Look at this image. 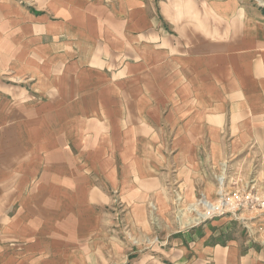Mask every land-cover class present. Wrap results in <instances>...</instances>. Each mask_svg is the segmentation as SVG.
<instances>
[{
    "label": "crops",
    "instance_id": "crops-1",
    "mask_svg": "<svg viewBox=\"0 0 264 264\" xmlns=\"http://www.w3.org/2000/svg\"><path fill=\"white\" fill-rule=\"evenodd\" d=\"M142 2L143 16L116 27L115 44L62 28L70 42L48 38L39 50L50 76L26 98L5 90L8 101H35L21 106L30 117L0 129V264H100L124 254L133 257L120 264H162L146 257L160 254L155 244L126 252L112 216L118 200L131 231H152L147 204L166 193L170 175L161 123L174 132L175 179L191 171V151L210 131L219 150L228 122L230 130L262 129L264 11L243 0H162L150 14L151 1ZM205 241L176 243L169 253L181 257L172 264H264V252Z\"/></svg>",
    "mask_w": 264,
    "mask_h": 264
},
{
    "label": "rangeland",
    "instance_id": "rangeland-1",
    "mask_svg": "<svg viewBox=\"0 0 264 264\" xmlns=\"http://www.w3.org/2000/svg\"><path fill=\"white\" fill-rule=\"evenodd\" d=\"M149 1L148 13H159L162 0ZM243 1L264 11V0ZM143 8L142 0H0V129L6 128L14 117H30L21 111V106L26 101H35L31 97L25 99L27 92L31 96L36 82L50 76V67L40 55L47 52L39 51L48 38L52 42H57V38L63 43L70 42L73 36L65 32L81 27L97 32L92 37L98 38L100 44H113L118 40L116 27L125 22L130 27L136 26L134 20L143 16ZM46 26L49 34L45 32ZM62 28L64 34H61ZM94 43L86 41L85 45ZM60 78L67 76L61 74ZM10 87H17L21 94H26L25 98L19 91L16 103L8 101L5 90ZM230 118L236 126L235 117ZM257 122L262 129L256 131L230 130L228 126L233 125L228 122L227 129L220 132L219 150L212 148L211 143L217 138L210 131L205 143L192 149L191 171L180 174L184 180L174 178V172H178L173 160L176 148L169 145L174 132H169L168 125L162 122V172L170 175L166 193L161 192L157 200L147 204L145 219L152 231L146 234L131 231L120 202L113 201L116 205L113 221L119 222L129 242L125 251L133 248L144 253L155 244L161 248L160 254H146V257L157 255L162 264H172V257H181V253H169L176 243L189 247L194 241L205 239L203 244L233 247L241 255L249 251L263 253L264 116ZM255 136L263 140L261 146ZM207 200L216 207L214 210L204 205ZM140 253L138 256H143ZM125 255L122 258L126 257L123 260L127 262L133 257ZM110 257L111 262L100 264H120L122 260Z\"/></svg>",
    "mask_w": 264,
    "mask_h": 264
},
{
    "label": "bare ground",
    "instance_id": "bare-ground-1",
    "mask_svg": "<svg viewBox=\"0 0 264 264\" xmlns=\"http://www.w3.org/2000/svg\"><path fill=\"white\" fill-rule=\"evenodd\" d=\"M204 205L209 208L210 210H214L216 207L214 205H212L211 202H209L208 200L205 201Z\"/></svg>",
    "mask_w": 264,
    "mask_h": 264
}]
</instances>
